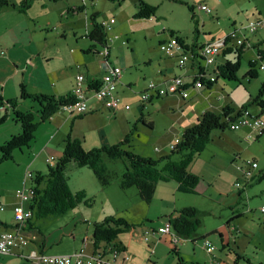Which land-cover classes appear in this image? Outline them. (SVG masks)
<instances>
[{
	"label": "rangeland",
	"instance_id": "1",
	"mask_svg": "<svg viewBox=\"0 0 264 264\" xmlns=\"http://www.w3.org/2000/svg\"><path fill=\"white\" fill-rule=\"evenodd\" d=\"M139 1L140 0H126L121 3L123 12L121 15L137 20L135 14L139 10ZM149 1L157 7L156 16L159 18L160 23L155 25L156 34L153 36L147 35L146 39L143 35L144 32H147L145 27H142L140 30L136 29V34H129L130 42L133 43L134 38L137 41L136 44L133 43L137 51L141 48L150 49L154 43H156V48H159L161 46L158 42L160 37H166L162 42H167L171 36L170 31H174L175 33L176 30L181 28L188 33L186 38L191 39V31L194 27L191 24V12L188 5L196 6L203 2L213 8V13H207L205 11L199 12L195 9L197 11L196 19L199 21L198 27L201 31L199 35L200 42H204L206 37L211 38L213 36L216 37V41L225 39L234 30L239 34V38L245 39V37H252V34L245 29L248 22L251 19L264 20V0H183L184 2L182 3L173 0ZM58 2L64 5V1L59 0ZM74 3L76 2L70 4L76 7L77 4ZM97 3L102 13H104V11L108 9L107 7L112 4V1L98 0ZM87 4L90 7L92 6L90 0H88ZM82 5L85 6L84 4ZM67 13V11L64 12V14ZM121 15L116 16L113 24L114 26L119 23ZM103 16L108 17L107 15ZM70 19L75 21L70 25L73 29L69 28L67 30L68 37L64 39L63 43L64 45L68 44L72 46L75 44L77 38L80 40L85 37L87 31L85 9L80 13L74 15L70 14ZM173 27L180 28H175L176 30H174ZM63 30L64 29L60 26L58 32H62ZM259 30L264 36V25H261ZM53 34L58 33L54 31ZM123 38L126 39V34L121 36L122 40ZM84 41V39H81L82 44H84ZM116 42H118V40H116ZM232 44L231 42L230 45ZM244 46L245 50L240 60H237L235 55L231 54L229 56L232 62L240 61V67L236 73L239 80H228L217 77V80H213L211 85H208L206 80L209 81L210 79L207 78L208 76H204L206 77L205 82L201 85V78L198 76L196 79L189 76L183 77L184 84L190 83L186 89L175 93L169 92L168 95L162 97L163 99H158V101L156 99L153 103L149 101L146 102L144 117L149 118V112L151 111L154 127L150 129L147 125L138 123L134 129L130 145L135 143V149L137 151L158 157V155L164 152L162 150L169 148L175 143V137L179 136L178 132L181 128H184L188 123L190 125L196 123L197 118L206 110H213L215 112L228 110L233 112L232 117L240 112L243 107L258 94L259 88L264 81V68L260 67L261 64H264V59L261 61L259 54H257L258 49L264 52V42L260 43L259 48L251 47V45L248 44ZM152 50L155 54H159L154 48H152ZM164 52L170 51L164 50ZM114 54L115 51H113V55ZM223 59L225 60V58ZM250 61L255 63L254 70L256 76L252 78L244 77L250 67ZM201 63L203 68H209L208 70L211 72H213L217 66L214 64L207 66L205 61L202 60ZM131 91H133V94L138 99L140 92L139 88H137L138 94L135 93L136 89L134 88ZM29 102L37 108V103L33 101ZM250 108L253 112L259 110L256 104L250 106ZM262 119L264 120V114L262 115ZM135 121L133 123H135ZM15 123L17 126L12 125ZM10 126L16 128L13 130H5ZM68 126L69 123L67 124V127ZM18 128H21V125L11 117L0 125V145L10 138V133L16 134L20 132L21 129L18 130ZM132 129L133 127L130 131ZM51 133L52 131L48 129V125H45L44 122L41 123L36 129L35 139L31 142L29 147H24L22 150H15L13 159L0 162V199L5 196H2L4 193L8 194L12 192L16 195L17 190L23 186L24 175L27 170L35 173V168H41V170H43L42 172L45 173L48 170V164L54 166L57 163L58 159L63 155L64 132H57L56 136L52 139L50 136ZM247 133H249V136L244 137ZM142 139H146V143ZM149 141H151L150 145H148ZM82 142L84 146L85 143L84 141ZM84 147L86 149L90 148V140ZM137 151L135 152L137 153ZM51 157L54 159L51 161L46 160ZM104 158L108 167L110 180L109 184L106 186L100 183L93 170L88 167H80L72 163L67 170L70 188L74 192L85 189L87 195L93 198L91 206L81 203L75 209L68 211L64 215H48L36 219V224L39 225L41 231L39 232L38 229H34L33 232H36L35 238L37 239L39 236L38 239L40 241L43 240L46 242V251L48 253H57L69 249L71 245L69 231L70 228H73L72 222L75 217L81 219V221L78 222V226L85 229L86 226H93L95 222H99L100 220L97 218L100 215H113L125 218L135 224V227L130 230L131 233L121 236L123 239H132L133 246L131 249L134 251L135 260L140 264H226L228 260L226 246L223 247L218 234L213 232V229L217 230L221 225L226 224V217L230 213L229 210L226 211V204L223 203L222 200H219L221 197L220 193H226V179L233 182L235 175H241L239 166L243 165V161L248 159L256 160L260 166L252 170L255 173H259L261 167H264V129L261 131L255 129L252 125H245L240 129L234 130L230 125V128H227L223 132L220 130L214 131L212 142H210L207 148L195 159L194 170H205L204 176H199L202 182L200 184L201 189L205 188L208 182H211V180L220 175L219 179L216 178V182L218 181L217 185L223 183L222 186H225V188H223L225 190L222 192V188L217 187L218 190L215 189V191H213L212 188H209L206 193L207 198H203L202 195L179 192L177 193V197L174 198L173 189L170 187L172 185H165L167 183L161 182V185L168 186L167 190L165 192L158 190L152 201L146 203L140 198L136 187L123 189L120 186L121 176L125 169L123 161L120 159H111L107 156ZM213 158H216L215 164L217 168L215 169L208 164L210 159ZM34 161L36 162L33 164ZM27 183L29 187L33 185L31 181ZM256 185L257 183L254 182V186ZM209 193H212V196H209ZM31 198L28 197L25 200V206L31 202ZM196 198H202L200 209H204L207 213L202 216V224L193 234V238L196 235L199 237L202 235L206 236V238L212 241L216 246L215 252L210 253L208 251L203 242L204 238H200L197 242H192L191 237L178 235L180 241L175 242L174 233L160 236L156 232H151L148 236L149 242H152L150 245L151 248L149 249L147 246L149 242L143 238V227H141L142 220L148 218L149 220H145L143 223L151 229L158 231L167 221V218L164 216L174 211L175 204L179 207L187 205L182 201L183 199H185L184 201L191 199L195 201L194 203H197ZM252 198L253 197H251V199ZM165 199L171 202L170 207H166L168 203L165 202ZM254 203L258 204L253 205L250 203V208H259L262 203H264V200L263 198L258 199L256 197ZM190 206H194L193 203ZM259 215L263 216L264 213L258 212L254 217L258 219ZM135 229H137V231H134ZM132 232L134 235L133 237ZM63 233H65L66 238L63 237ZM61 238H64L63 242H61ZM155 243L156 254L152 251ZM91 246L92 244H89L88 247L91 248ZM174 248H176L178 252H176ZM125 251L127 253L129 252L128 249H125ZM179 256L182 261L179 260ZM147 259L149 261H147ZM0 264L35 263L26 258L22 253L18 255H3L0 253Z\"/></svg>",
	"mask_w": 264,
	"mask_h": 264
},
{
	"label": "crops",
	"instance_id": "2",
	"mask_svg": "<svg viewBox=\"0 0 264 264\" xmlns=\"http://www.w3.org/2000/svg\"><path fill=\"white\" fill-rule=\"evenodd\" d=\"M21 1L23 0H12L16 5ZM58 1L59 0H32L31 6L24 12L17 6H7L0 11V98H3L4 101L18 98L20 96L21 85H24L30 93L64 95L72 93L76 74L78 72L85 73L88 85V81L90 80L98 82L103 81V78L107 75L111 66L117 65L123 68L122 74L117 81V91L121 97L118 109H108L101 100L91 98L89 103L91 110L88 113L76 114L60 109L44 122L45 125H48V129L52 131L50 134L51 139L56 136L57 132H64L63 147L64 141L69 134L71 137L81 139L85 144L90 140V148L102 146L104 144L111 145L118 143L122 141L130 131L133 122L139 118L142 113L145 115L146 107L142 104L140 94L148 89L150 82H155L161 88H167L176 77H182L183 79V77L189 76L196 79L198 76L201 78L199 67H203V65L199 63L198 59L191 53V58L187 61L186 66L181 68L178 64L180 52L176 50L165 53L161 47L156 48V43H154L150 49L141 48L137 51V49L134 48V44H136L137 41L134 38V44L130 42L129 34H136V29L140 30L142 27H145L147 31L143 33L145 39L147 35H155V25L160 23L156 15L144 20H138L139 18L134 20L133 18L130 19L128 16L121 15L123 14L122 4H117L113 1L104 13H102V10L98 7V0H90L92 4L91 7L87 4L88 0H62L64 1V5ZM73 2H76L74 3L77 4L76 6L85 5L87 31L85 37L81 38L85 40L84 44L81 43V39L79 40L77 38L75 44L69 46L68 44L64 45L63 42L64 39L68 37L67 30L69 28L73 29L70 25L75 21L70 19V14H64V12L67 11V6H70V3ZM145 2L153 5L149 0ZM196 10L195 12H202L201 10ZM92 15H96L95 21L97 23L103 18H116V16L121 15L119 23L115 26L113 25L111 31L106 32L108 51L105 56L101 54V50L103 49L102 44L99 45L96 43L93 45L94 41L88 37V32L92 30ZM103 15H107L108 17H104ZM191 24L194 27L192 18ZM60 26L64 29L62 32H58ZM175 28L180 27H173L174 30H176ZM54 31L58 34H53ZM175 33L184 37L185 44L190 49L194 44L201 45L207 41H216V37L213 36L211 38L206 37L204 42H200L199 35L201 31L196 34L194 29L191 31V39L186 38L188 33L183 28L176 30ZM124 34H126V39L123 38L122 40L121 36ZM263 38V34L258 30L250 37L252 42L251 47L259 48L260 43L264 42ZM165 39L166 37H160L158 42L161 44ZM116 40H118V42H116ZM124 41L127 42L124 43ZM152 48L158 51L159 54H155ZM113 51H115L114 55ZM258 51H260V49H258ZM257 54H259V52ZM230 55L225 57L221 56L219 63H222L223 58H229ZM208 69H205L208 77L205 76L213 80L211 75L214 73ZM206 77H204V79ZM189 84L190 83H185L183 86L187 85L188 87ZM200 84L202 85L201 82ZM133 88L136 89V94H138L137 88L140 90L138 99L133 94V91H131ZM152 92L154 93L155 91L153 90ZM152 92L151 95L153 94ZM162 97L163 96L153 97L151 103L156 99L157 101L158 99H163ZM29 101L28 99H21L17 105V109L37 112L39 108L38 104H36L37 108H35ZM151 113L150 111L149 118L144 117L146 121H153ZM255 113L259 114V110ZM68 123L69 126L67 127ZM188 124L180 129L178 132L179 136H181L187 127L191 126ZM12 125L17 126L16 123ZM15 128L10 126L5 130H13ZM20 129L21 128H18V130ZM10 134L11 136L14 135L13 133ZM246 136L248 137L249 133L244 137ZM142 140L146 143V139ZM150 144L151 141H149L148 145ZM171 147L172 145L162 150L164 152L158 155V157L167 154ZM129 148L137 151L135 149V143H132ZM137 153L151 156L140 151H137ZM152 157H155V155ZM215 161L216 158H213L208 162L214 169L217 168ZM35 162L36 161H34L33 164ZM194 163L195 161L190 166V171L199 176H204L205 170H194ZM259 166L260 164L258 167ZM35 170L43 171L41 168H35ZM260 171L264 174V167H261ZM256 174L258 173L253 172L254 176L249 184L245 183L244 178L241 179L242 174L240 176L235 175L233 182L226 179V193H224L226 195L220 193L221 197L219 200H222V202L226 204V211L229 210L230 213L226 217V224L221 225L217 230L213 229V232L218 234L223 247L226 246V255L228 257L226 264H264V215H259L258 219L254 217L258 212L264 213V211L261 210V206H264V203H262L259 208H250V203L253 205L258 204L254 203L256 197L258 199L263 198L264 200V179L259 182L256 181ZM219 177L220 175L211 180V182H208L207 186L203 189L200 188V184L202 183L200 181L198 185V194L195 195H202L203 198H207L206 193L208 189L212 188V190L215 191V189L218 190L217 187L222 188L223 192V190H225L223 189L225 186H222L223 183L217 185L218 181L216 182V178L219 179ZM237 179L244 182L241 188L235 187L234 185ZM254 182L257 183L256 186H254ZM160 183L161 182L157 183L156 192L158 190L165 192L168 186L161 185ZM165 183H167L165 185H172L170 187L173 189L174 198L177 197L178 192L182 193L178 190V184L176 182L168 181ZM209 194V196H212V193ZM2 196L4 197L0 199V232L4 230H14L18 225L14 219V207L18 202L17 195L11 192L8 194L4 193ZM251 197L253 198L251 199ZM196 199L197 203H194L195 201L191 199L188 201H184L185 199H183L182 201L187 204L185 206H190L193 203L194 206L200 208L202 198ZM165 202L168 203L166 207H170L171 202H168V199H165ZM1 206H4L3 210ZM26 206L29 207L30 202L26 204ZM177 208L180 207L175 204L174 210ZM105 217L107 216L100 215L97 219L101 221ZM146 219L148 218L143 219L141 222V227H143V238L144 229L148 227L143 224ZM80 221L81 219L79 217L73 219V228H70L69 231L71 245L69 249L65 251L48 253L46 251V242L43 240L40 241L38 239L39 236L37 239L35 238L36 232H33L34 229L36 228L40 232L41 228L36 224V219H32L30 223L28 222L21 228L23 230L22 234L28 237L30 243L27 246L15 249L10 254H1L18 255L22 253L26 256L33 251L45 252L47 254H70L80 249L83 245H86L88 252L93 251L96 248L93 238L94 227L86 226L85 229L79 227L78 222ZM129 222L131 223V221ZM130 230L119 234L118 238L113 242L124 249H128L131 255V260L128 264H140L135 260L134 251L131 249L133 246L132 239H123L121 236L131 233ZM134 231H137V229ZM133 236L132 232V237ZM63 237L66 238L65 233H63ZM203 237L204 235L201 237L197 235L194 236V238L191 237L192 242H197ZM64 238H61V242L64 241ZM89 244H92L91 248L88 247ZM99 244L101 246L105 243L100 242ZM151 244L152 242L147 244L149 249L151 248ZM152 250H154L153 253L156 254V243ZM237 256H240V258L237 259ZM147 261L149 260L147 259Z\"/></svg>",
	"mask_w": 264,
	"mask_h": 264
},
{
	"label": "trees",
	"instance_id": "3",
	"mask_svg": "<svg viewBox=\"0 0 264 264\" xmlns=\"http://www.w3.org/2000/svg\"><path fill=\"white\" fill-rule=\"evenodd\" d=\"M110 1L121 4L125 0ZM173 1L180 3L184 2L183 0ZM31 4L32 0H23L18 5L12 2V0H0V11L7 6H17L24 12ZM188 8L192 13L191 18L194 23V32L198 34L200 29L198 27L199 21L196 19L195 6L188 5ZM83 10V5L76 7L71 5L67 8V12L71 15L80 13ZM156 12L157 7L155 5L140 0L139 10L135 14V18L147 19L155 16ZM95 16L96 15H92V30L88 32V37L94 41L93 45L98 43L99 45L102 44L103 47L108 46L105 28L95 21ZM170 32V39L176 37L185 52H190L198 59L199 63H201V60L204 61L203 57L200 55L203 44H194L190 49L185 44L184 37L174 33V31ZM225 41L229 42L230 39L226 38ZM244 50L245 46L228 45L224 48L221 56L225 57L232 54L236 56L237 60H240ZM258 52L260 59H264V52ZM249 65L250 67L244 77H255V63L250 61ZM239 67L240 61L232 62L229 58H226L225 60L223 59L222 63L216 66L213 71L214 74L211 76L214 77V80L215 77L216 80L217 77L228 80H239L236 76ZM199 72L201 75L200 81L204 84V76L207 75L205 74V69L200 66ZM212 81L213 80H206L208 85H211ZM101 84L102 81L90 80L88 81V88L97 89ZM186 87L187 85L182 86L176 92L182 91V89ZM168 94L169 93L160 95L159 90H155L149 99L143 100L142 104L146 107V102H151L153 97L166 96ZM21 99H28L37 103L39 106L37 112L17 109V105ZM74 100L75 96L73 92L64 95L30 93L24 85H21L20 96L18 98L9 99L7 101L0 98V125L5 123L10 117L21 125V131L19 133L12 135L7 141L0 145V162L13 159L15 150H22L24 147H29L31 142L35 139V132L38 126L49 119L54 113L62 109L63 106L72 103ZM254 104L258 106L259 115L262 116L264 114V81L259 88L258 94L243 108H250V106ZM232 114L233 112L228 110L222 112L206 110L197 118L196 123L187 127L181 136L176 137L179 141L172 145L167 154L157 158L136 153L129 148L131 146L134 129L138 123H143L150 129L154 127V122L146 121L143 113L136 119L135 123H133V129L126 134L124 139L115 144H104L102 146L86 149L81 139L71 137L69 134L64 141L63 155L58 159L57 163L54 166L48 164V170L45 173L42 171H36L34 173L32 183L34 185L35 194L32 196L30 202V209L34 214L33 219H39L48 215H64L68 211L75 209L81 203L91 206L93 198L87 195L85 189L75 192L72 191L68 183L67 170L72 163L76 166L88 167L93 170L100 183L106 186L109 184L110 180L108 167L105 163V156L123 161L125 169L121 176L120 186L123 189L136 187L140 198L146 203L152 201L158 182L174 181L178 184V190L180 192L198 194L200 177L190 171V166L207 148L209 143L212 142L214 131L220 130L223 132L227 128H230L231 122L234 120ZM240 172L242 174L241 179H243L244 175L241 169ZM256 178L258 182L264 179L262 171L256 174ZM237 181L241 180L237 179ZM250 181L251 180L246 181V184H249ZM206 213L205 210L195 206H183L175 209L164 217L171 223L175 234L193 237V234L202 224V216ZM146 220L148 221L149 219ZM93 227L94 245L98 246L100 242L115 241L119 234L132 229L135 227V224L130 223L125 218L111 215L99 222H95ZM203 238H206V236ZM174 250L178 252L176 248H174ZM239 258L240 256H237V259ZM179 260L182 261L180 256Z\"/></svg>",
	"mask_w": 264,
	"mask_h": 264
},
{
	"label": "built area",
	"instance_id": "4",
	"mask_svg": "<svg viewBox=\"0 0 264 264\" xmlns=\"http://www.w3.org/2000/svg\"><path fill=\"white\" fill-rule=\"evenodd\" d=\"M195 9L205 11L207 13H212L213 8L205 3H199L195 6ZM115 22L114 17L103 18L100 20V24L105 28V30L111 31L113 24ZM264 25V20L251 19L248 25L245 27L249 33L254 35L260 28ZM229 38L230 41L226 42L225 39ZM225 39L217 41H207L202 45L200 55L203 57L207 66L219 65L220 56L223 53L225 47L230 45L232 42L234 45L244 46L246 44L251 45L250 37H245V39L239 38V34L234 30ZM127 41H124L126 43ZM228 43V44H227ZM163 50H176L180 52L178 64L179 67L183 68L186 66L187 61L191 58L190 52H185L176 37H172L167 42L160 44ZM108 51V46L103 47L101 50L102 55H106ZM264 68V64L260 65ZM121 66H111L107 75L103 78L102 84L97 89H89L85 77V73L78 72L76 74L73 95L75 100L72 103L65 105L63 108L65 110L71 111L76 114H85L91 110L90 99L97 98L101 100L105 107L111 110L119 108L121 97L117 91V81L122 74ZM207 72L205 71V74ZM208 76V74H207ZM213 80L214 77L212 76ZM182 77H176L172 80L167 88L159 87L155 82H150L149 87L146 91L142 92L141 100H147L151 96V92L154 90H159L160 95L167 94L169 92L175 93L183 86ZM252 125L257 130L264 129V120L262 116L252 111L251 108H243L237 115L234 116V120L231 122V128L234 130L240 129L242 126ZM179 139L176 138L175 142ZM54 158H48L47 161H51ZM258 162L254 159H248L243 161V165L239 168L243 171L245 183L253 178V169L258 168ZM34 173L27 170L24 175L23 186L17 190L18 203L14 207V219L18 224L14 230H4L0 232V253L10 254L17 248L22 246H27L30 240L22 234V226L27 224L32 220L34 214L33 211L25 206L24 202L28 197H32L35 194L34 186L29 187L28 181L33 180ZM32 184V183H31ZM244 182L236 181L235 187L241 188ZM4 209V206H1ZM261 210L264 211V206H261ZM151 232H156L160 236L174 233L172 225L169 221H166L163 226L159 228L158 231L151 229L149 227L144 229V240L149 241V234ZM174 241H180V237L175 234ZM204 245L207 247L210 253L215 252L216 246L208 238H204ZM105 244L96 246L93 251L88 252L86 245H83L80 249L76 250L70 254H47L45 252L33 251L26 255V258L34 263L40 264H128L131 260V255L127 253L123 247L116 245L114 242H104ZM154 252V250H152Z\"/></svg>",
	"mask_w": 264,
	"mask_h": 264
},
{
	"label": "clouds",
	"instance_id": "5",
	"mask_svg": "<svg viewBox=\"0 0 264 264\" xmlns=\"http://www.w3.org/2000/svg\"><path fill=\"white\" fill-rule=\"evenodd\" d=\"M100 23V22H99ZM106 31V30H105ZM107 32V31H106ZM207 76V75H206ZM216 80V79H215ZM64 107V106H63ZM62 109H64V108H62ZM65 110V109H64ZM68 111V110H67ZM71 112V111H70ZM88 113V112H87ZM239 113V112H238ZM237 115V114H236ZM163 226V225H162Z\"/></svg>",
	"mask_w": 264,
	"mask_h": 264
}]
</instances>
